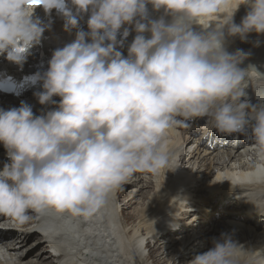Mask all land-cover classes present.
<instances>
[{
  "label": "clouds",
  "instance_id": "9594fccd",
  "mask_svg": "<svg viewBox=\"0 0 264 264\" xmlns=\"http://www.w3.org/2000/svg\"><path fill=\"white\" fill-rule=\"evenodd\" d=\"M147 4L164 15L144 22ZM39 5L62 11L65 30L76 29V35L53 52L38 77L39 103L60 97L54 110L34 115L23 102L0 108V144L8 158L0 170V216L20 223L30 211L46 209L90 216L135 172L165 177L179 167H170L166 133L198 117L208 118L205 132L247 134L250 128L258 155L250 176L264 182V96L257 95V105L241 100L255 68L241 69L248 53H230L225 46L226 37L247 42L249 33L264 34V0H71L77 15L89 14L88 31L79 29L63 0ZM241 5L248 10L237 24ZM35 7L29 0H0V55L7 53L10 61L22 63V45L42 36ZM211 17L218 22L194 30ZM124 25H134L137 33L126 57L117 50ZM128 34L125 29L123 36ZM174 198L170 204L176 206ZM252 203L264 214V207ZM212 244L188 264H236L241 246L229 235Z\"/></svg>",
  "mask_w": 264,
  "mask_h": 264
},
{
  "label": "bare ground",
  "instance_id": "6f19581e",
  "mask_svg": "<svg viewBox=\"0 0 264 264\" xmlns=\"http://www.w3.org/2000/svg\"><path fill=\"white\" fill-rule=\"evenodd\" d=\"M247 10L246 6L241 5L234 15V22L239 24ZM33 18L44 23L48 22L45 19H52L50 24L65 43L75 39L76 29L65 30L62 22L65 17L61 19L55 12L35 8ZM80 20L87 22L88 18L81 14ZM217 22V17L206 18L193 25V28L200 31ZM78 27L86 31L81 25ZM135 34L137 35L136 31ZM144 35L147 38L150 34ZM256 41L260 42L258 46H255ZM225 46L230 53L242 49L248 53V62L260 63L259 73L250 71L242 85L246 96L241 99L249 101L264 94V75H261L264 74V34L249 33L247 42L241 41L239 37H226ZM53 49L55 51L57 48ZM2 63L3 56L0 55V65ZM239 67L247 70L244 62ZM13 107L19 106L11 107L5 100L0 101L2 109ZM189 121L199 126L205 124L201 117ZM175 127L176 125L167 131L165 139L170 154V167H179L168 171L165 177L162 172L152 174L137 171L110 192L105 203L90 216H72L67 213V221L55 220L56 225L61 227L67 222L66 230L61 228L55 232L56 245L47 243L42 236L27 228L35 217L34 211L28 213L29 219L23 223L1 216L0 264L3 260L5 264H24L27 258L38 260L29 264H46L50 261L48 264H56L55 257L49 252L50 246L55 247V251L60 254L56 257L59 262L70 260V264L78 263L77 259L85 264H147L150 260L152 264H174V259L176 264H188L196 255L208 251L213 246V239L220 238L222 233L229 235L237 246H241L239 255L235 258L236 264H264V218L257 225L258 228H253L251 222L256 218L259 220L260 215L264 217L252 203L264 207V182H256L250 176L258 162L257 152L245 153L242 150L229 152L224 156L216 152L210 153L192 143V136H186L193 132H181L175 130ZM192 131L196 132V129ZM207 133L201 132L200 135L205 136ZM6 162V150L0 148V170ZM125 187L131 189L127 194L123 190ZM249 190L255 192L247 193ZM121 195H125L123 201L119 199ZM138 196L141 199L137 202L139 206L135 216L127 215L123 206L125 208L132 205ZM173 197H177L172 202L178 208L170 204ZM178 197L186 202L187 209ZM228 199L237 203L236 215L228 214L232 212L225 204ZM220 208L225 211L221 213ZM176 213L183 215L178 218ZM214 213L222 220L219 230L212 226ZM186 216L192 218L186 223L190 224L188 229L183 228L177 234L168 233L169 226L176 222H180L177 224L180 226ZM234 227L238 229L224 230ZM175 239L177 240L167 241ZM24 246H30L32 250L23 251L22 247L26 248ZM25 252L28 253L27 257H24Z\"/></svg>",
  "mask_w": 264,
  "mask_h": 264
},
{
  "label": "rangeland",
  "instance_id": "374dc122",
  "mask_svg": "<svg viewBox=\"0 0 264 264\" xmlns=\"http://www.w3.org/2000/svg\"><path fill=\"white\" fill-rule=\"evenodd\" d=\"M194 138V137H193ZM191 142L192 143H194V140H191ZM214 169V168H213ZM123 190H125V193L127 194V192H130V188H124ZM147 193V191L146 192H144L143 194H146ZM124 198H125V195H123V197H122V195L120 196V201H123L124 200ZM141 199V196H138L137 198H136V200L134 201V203L132 204V205H129L128 207H131V208H128V207H125L124 208V206H123V204H120L121 206H123V209H124V212L127 214V215H129V216H135V211H136V208L139 206V200ZM136 202V203H135ZM138 202V203H137ZM134 221H136V219L134 220ZM132 223V222H131ZM138 223V222H137ZM217 226V225H216ZM169 237V236H168ZM177 239H175V240H167V241H176ZM33 240H31V242H32ZM24 247H26V246H24ZM150 247H152V246H149V248ZM22 250L23 251H27V252H29V251H31L32 250V248L29 246V247H26L25 249H23V247H22ZM150 251H153V250H150ZM27 252H25L24 253V257H27ZM172 252V251H171ZM146 253H148V251L146 252ZM172 259V258H171ZM151 261V260H150ZM148 262L147 264H152V261L151 262ZM28 262V263H27ZM36 263V262H38V260H32V259H30V258H27L26 260H25V262H24V264H29V263ZM48 263H51V261L50 262H47L46 264H48ZM165 264H167V263H165Z\"/></svg>",
  "mask_w": 264,
  "mask_h": 264
},
{
  "label": "snow or ice",
  "instance_id": "6c2138e0",
  "mask_svg": "<svg viewBox=\"0 0 264 264\" xmlns=\"http://www.w3.org/2000/svg\"><path fill=\"white\" fill-rule=\"evenodd\" d=\"M29 3H30L32 6H38L39 3H40V0H29ZM19 51H23V49H19Z\"/></svg>",
  "mask_w": 264,
  "mask_h": 264
}]
</instances>
